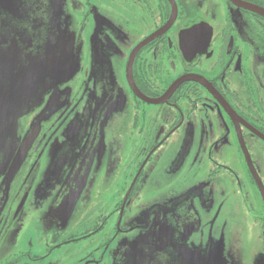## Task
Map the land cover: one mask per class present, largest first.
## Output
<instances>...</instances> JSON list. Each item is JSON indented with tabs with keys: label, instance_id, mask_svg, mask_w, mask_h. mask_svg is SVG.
<instances>
[{
	"label": "flooded vegetation",
	"instance_id": "af4514ba",
	"mask_svg": "<svg viewBox=\"0 0 264 264\" xmlns=\"http://www.w3.org/2000/svg\"><path fill=\"white\" fill-rule=\"evenodd\" d=\"M251 5L264 10V0H0V264H92L103 229L138 238L137 264H190L176 246L192 223L164 228L171 202L151 203L147 220L120 201L74 231L51 217L59 197L92 189L103 163L119 186L131 176V195L190 141L204 188L238 189L233 240L264 242V169L252 164L256 141L264 147V14ZM236 156L242 174L222 163ZM221 170L232 179L220 183ZM223 205L201 203L199 235L221 238ZM249 264H264V243Z\"/></svg>",
	"mask_w": 264,
	"mask_h": 264
},
{
	"label": "rangeland",
	"instance_id": "374dc122",
	"mask_svg": "<svg viewBox=\"0 0 264 264\" xmlns=\"http://www.w3.org/2000/svg\"><path fill=\"white\" fill-rule=\"evenodd\" d=\"M122 143L126 144L128 141H122ZM192 144L193 146L188 149L187 155L181 161L180 158L175 157L161 161L158 164L157 175L153 182L149 184V187L146 190L142 189L143 183L140 180L131 195H129V192L134 184L131 176L127 177L126 184L119 186L120 172L118 170L115 171L113 166L106 170L105 176L102 178L105 171V164L103 163L101 171L97 172L101 178L94 181L92 189L85 193H79V195H64L62 199L59 197L58 207L54 208L51 217L65 220L70 229L74 231L79 229L77 226H83V223L88 222V220L97 221L102 218L105 212L120 201H127L126 207H129L130 203L136 202L140 204L144 209L143 219H146L149 213L147 220L150 219L151 215V211L148 210V208L152 207L151 203L171 202V212L169 213L168 210H165L166 220L164 223L167 225L164 228L170 229L167 233H176L183 222L192 223L193 226L195 222L197 224V228L191 226L189 232H187L188 235L184 237L185 241H187V246L184 245L183 241L177 243L176 249L179 260H183V256L189 250L188 252L191 255L190 264H249L251 253L262 246L264 242L258 238L233 240V234L237 236L238 233L243 232L236 227L230 228L234 217L245 209L242 206V199L237 196L238 189L235 185L233 187L230 182L223 181L232 179V176L229 175L230 173L224 170L220 171L222 175L220 176V183L223 181L221 186L224 191L223 198L217 194L216 190L211 192L204 188L205 173L202 170H205V168H200V163L195 161L192 153L196 152V141H190V146ZM230 144L235 150L236 141H230ZM255 145V159L253 158L252 164L255 165L254 168L263 170L264 147L257 141ZM120 158L119 154L115 157L117 160ZM238 159L239 157L236 156L235 160L230 162L223 160L222 163L229 165L236 173L242 174L243 166ZM216 186H218L217 183H215L214 188ZM205 200L211 203L212 209L220 201L224 204L221 218L215 221L212 228V234H216V229L222 230L223 235H221V238L213 237L210 239V237L206 236L208 235L207 233L204 236L199 235L198 231L203 230V220L206 218V213L201 206V203ZM85 201H87L86 205L84 204ZM223 219L224 225L230 221L226 227L222 225ZM143 221L147 226L148 222ZM246 223V221L242 222L243 225H246ZM206 229L204 227V231ZM103 230L96 237L95 245L100 240L108 241V245L106 249L103 246H98L99 249H97L91 259L92 264H137V257L140 253L136 249L138 238L110 237L109 233L105 236ZM253 248L254 250L251 251ZM81 256L82 253H79L78 257Z\"/></svg>",
	"mask_w": 264,
	"mask_h": 264
},
{
	"label": "water",
	"instance_id": "95a60500",
	"mask_svg": "<svg viewBox=\"0 0 264 264\" xmlns=\"http://www.w3.org/2000/svg\"><path fill=\"white\" fill-rule=\"evenodd\" d=\"M251 6H252V5H251ZM252 8H253L254 10H258L259 12H261L262 14H264V10H262V9H260V8H257L256 6H252ZM17 166H18V164H17V162H16V165L13 166L12 169H11V174H12V172H14V171L16 170Z\"/></svg>",
	"mask_w": 264,
	"mask_h": 264
}]
</instances>
